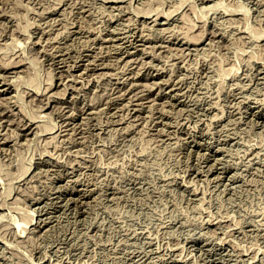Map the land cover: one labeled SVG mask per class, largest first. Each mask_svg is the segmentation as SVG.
<instances>
[{"label":"rangeland","instance_id":"374dc122","mask_svg":"<svg viewBox=\"0 0 264 264\" xmlns=\"http://www.w3.org/2000/svg\"><path fill=\"white\" fill-rule=\"evenodd\" d=\"M0 69V264H264V0H0Z\"/></svg>","mask_w":264,"mask_h":264},{"label":"bare ground","instance_id":"6f19581e","mask_svg":"<svg viewBox=\"0 0 264 264\" xmlns=\"http://www.w3.org/2000/svg\"><path fill=\"white\" fill-rule=\"evenodd\" d=\"M156 18H157V17H156ZM165 18H166V17H165ZM160 19H162V18L160 17ZM163 22H164V20H163ZM165 22H166V21H165ZM165 22H164V23H165ZM42 32H44V31H42ZM132 34H133V33H132ZM39 37H40V36H38V38H39ZM118 37H119V36H118ZM125 37H126V36H125ZM132 37H133V36H132ZM141 37H142V36H141ZM121 38H122V37H121ZM116 39H117V38H116ZM116 39H115V40H116ZM118 39H119V38H118ZM130 39H131V38H130ZM130 39H129V40H130ZM135 39H136V37H135ZM138 39H139V38H138ZM138 39H136V40H138ZM140 39H141V38H140ZM142 39H143V38H142ZM119 40H120V39H119ZM136 40H135V41H136ZM145 40H146V39H145ZM145 40H144V41H145ZM116 41H117V40H116ZM125 41H126V40H125ZM120 42H121V41H120ZM136 42H137V41H136ZM117 43H118V42H117ZM122 43H123V42H122ZM130 43H131V42H130ZM130 43H129V44H130ZM118 44H119V43H118ZM131 44H133V43H131ZM134 44H135V42H134ZM142 44H143V43H142ZM121 45H122V44H121ZM123 46H124V45H123ZM128 46H131V45H128ZM132 46H133V45H132ZM117 47H118V45H117ZM119 48H121L120 45H119ZM124 48H125V47H124ZM41 50H44V49H41ZM57 50H60V49H57ZM126 50H127V49H126ZM60 51H61V50H60ZM123 51H124V50H123ZM42 52H43V51H42ZM56 52H57V51H56ZM125 52H126V51H125ZM58 53H59V52H58ZM58 53H57V54H58ZM60 53H61V52H60ZM49 54H50V53H49ZM127 54H128V53H127ZM53 55H54V54H53ZM51 56H52V55H51ZM59 56H60V55H59ZM55 57H56V56H55ZM63 57H64V56H62L61 59H62ZM56 58H57V57H56ZM66 58H67V57H66ZM87 58H88V57H87ZM51 59H52V58H51ZM61 59H60V61H62ZM53 60H55V59H53ZM56 60H57V59H56ZM60 61H59V62H60ZM63 62H64V61H63ZM63 62H62V63H63ZM51 63H52V62H51ZM100 63H101V62H99V64H100ZM19 64H20V63H19ZM19 64H18V65H19ZM57 64H58V63H57ZM97 64H98V63H97ZM53 65H54V64H53ZM63 65H64V64H63ZM78 65H79V64H78ZM15 66H17V64H16ZM74 66H75V65H74ZM101 66H102V65H101ZM17 67H18V66H17ZM54 67H55V66H54ZM75 67H76V66H75ZM75 67H74V68H75ZM90 68H91V67H90ZM0 70H1V69H0ZM14 72H15V71H14ZM82 72H83V71H82ZM0 73H1V72H0ZM2 73H3V72H2ZM2 73H1V74H2ZM1 74H0V75H1ZM7 76H8V75H7ZM64 76H65V75H64ZM2 77H3V75H2ZM65 77H66V76H65ZM5 78H6V80H8L7 77H5ZM63 78H64V77H63ZM134 78H135V77H134ZM10 79H11V78H10ZM61 79H62V78H61ZM3 80H4V78H3ZM0 81H1V80H0ZM4 81H5V80H4ZM9 81H10V84H11V83H12L11 81H13V80H9ZM59 81H60V80H59ZM61 82H62V80H61ZM6 83H7V82H6ZM132 83H133V82H132ZM134 83H135V82H134ZM7 85H8V84H7ZM12 85H13V84H12ZM9 86H10V85H9ZM130 86H132V85H130ZM5 87H7V86H5ZM10 88H11V87H10ZM132 88H134V87H132ZM1 89H2V88H1ZM7 89H8V88H7ZM130 89H131V88H130ZM128 90H129V89H128ZM128 90H127V91H128ZM2 91H3V90H2ZM127 91H125V92H127ZM129 92H130V91H129ZM129 92H128V93H129ZM123 94H125V93H123ZM126 94H127V93H126ZM127 95H128V94H127ZM132 95H133V94H131V96H130V94H129L128 96L132 97ZM3 96H4V95H3ZM3 96H2V97H3ZM6 96H9V95H6ZM11 96H12V95H10V97H11ZM13 96H14V95H13ZM133 96H134V95H133ZM134 99H136V97H135ZM137 99H139V98H137ZM9 100H10V99H9ZM65 102H66V101H65ZM138 103H139V102H138ZM135 104H137V103H135ZM138 105H139V104H138ZM86 106H87V105H86ZM86 106H85V107H86ZM68 107H70V106H68ZM85 107H84V109H85ZM88 107H89V106H88ZM92 108H93V107H92ZM11 109H12V108H11ZM11 109H10V110H11ZM64 109H65V108H64ZM67 110H68V108H67ZM86 110H87V109H86ZM92 110H93V109H92ZM92 110H91V111H92ZM134 110H135V108H134ZM67 112H68V111H67ZM89 112H90V111H89ZM92 112H93V111H92ZM11 113H12V112H11ZM84 113H85V112H84ZM64 114H65V113H64ZM68 114H69V113H68ZM70 114H71V112H70ZM66 115H67V114H66ZM71 115H72V114H71ZM67 116H68V115H67ZM3 117H4V116H3ZM70 118H71V117H70ZM73 119H75V118H73ZM27 123H30V122L28 121ZM33 123H34V122H33ZM69 123H70V122H69ZM76 123H77V122H76ZM76 123H75V124H76ZM24 124L27 125L26 123H24ZM24 124H23V125H24ZM37 124H38V123H36V126H38ZM65 124H66V121H65ZM65 124H64V125H65ZM70 125H71V124H70ZM76 125H77V124H76ZM1 126H2V125H0V127H1ZM3 126H4V125H3ZM34 126H35V125H34ZM67 126H68V125H67ZM73 126H74V125H73ZM73 126H72V127H73ZM23 127H24V126H23ZM25 127H26V126H25ZM27 127H28V126H27ZM69 127H70V126H69ZM69 127H68V128H69ZM62 128H63V127H62ZM64 128H65V127H64ZM64 128H63V129H64ZM66 128H67V127H66ZM1 129H2V128H1ZM1 129H0V130H1ZM72 129H73V128H72ZM72 129H71V130H72ZM76 129H77V128H76ZM76 129H74V130H76ZM27 130H28V129H27ZM71 130H70V131H71ZM74 130H73V132H74ZM65 131H66V130H65ZM31 132H32V131H31ZM60 132H61V131H60ZM68 132H69V131H68ZM73 132H72V133H73ZM75 132H76V131H75ZM28 133H29V132H28ZM62 133H63V132H62ZM62 133H60V134H62ZM70 133H71V132H70ZM1 134H2V133H1ZM24 134H25V132H24ZM63 134H64V133H63ZM2 135H3V134H2ZM1 138H3V137H1ZM0 140H2V139H0ZM4 142H5V141H4ZM0 171H1L2 174H3V170H0ZM1 172H0V173H1ZM2 174H0V175H2ZM4 176H5V174H4ZM4 176L2 175V176H0V177H4ZM75 190H76V189H75ZM83 190H84V189H83ZM67 192H68V191H67ZM84 193H85V192H84ZM66 194H67V193H66ZM78 194H79V193H78ZM79 195H81V194H79ZM85 195H86V194H85ZM83 196H84V195H83ZM36 200H37V199H36ZM37 202H38V201H37ZM32 216H33V215H32ZM27 217H29L28 220L31 218L30 216H27ZM40 217H41V216H40ZM42 217H43V216H42ZM46 217H47V216H46ZM23 218H24V217H23ZM43 218H45V216H44ZM21 219H22V218H21ZM36 219H37V218H36ZM46 219H47V218H46ZM14 220L17 221L18 219H14ZM19 220H20V219H19ZM25 220H26V222H28L27 224H30L29 221L31 222V221L33 220V217H32V219H30L29 221H27L26 218H25ZM40 220H41V218H40ZM42 220H44V219H42ZM36 221H37V220H36ZM20 222H21V221L17 222V224H16L15 221H14V222H12V223H15L16 225H19ZM23 222H24V220H23ZM32 222H33V221H32ZM41 222H42V221H40V223H41ZM21 223H22V222H21ZM24 223H25V222H24ZM24 223H22V224H20V225L23 226V227L25 228V224H24ZM40 223H39V224L36 223V224H37L36 226H39ZM27 224H26V225H27ZM42 224H43V222H42ZM11 225H12V224H11ZM32 225H33V224H32ZM9 226H10V225H9ZM43 226H44V225H43ZM12 227H13V225H12ZM23 227H21V228H22L23 231H25V229H24ZM26 227H27V226H26ZM30 227H31V226H30ZM39 227H40V226H39ZM16 228H17V227H16ZM21 228H20V232H21ZM35 228H36V227H35ZM11 229H12V228H11ZM31 229H32V228H31ZM37 229H39V228H37ZM13 231H14V230H13ZM30 231H31V230H30ZM30 231H29V232H30ZM33 231H34V228H33ZM35 231H36V230H35ZM15 232H16V230H15ZM18 232H19V229H18ZM18 232H17V233H18ZM27 232H28V231H27ZM3 235H4V234H3ZM20 236H21V235H20ZM13 237H14V236H13ZM4 238H5V237H4ZM15 238H16V237H15ZM12 239H13V238H12ZM18 239H19V238H18ZM18 239H16V240L18 241ZM14 240H15V239H14ZM20 240H21V238H20ZM22 240H24V239H22ZM25 241H26V239H25ZM18 242H19V241H18ZM22 243H23V241H22ZM41 262H44V261H41ZM45 263H46V262H45ZM52 263H53V262H52ZM52 263H50V264H52ZM57 263H58V262H57ZM46 264H47V263H46ZM60 264H62V263H60Z\"/></svg>","mask_w":264,"mask_h":264}]
</instances>
